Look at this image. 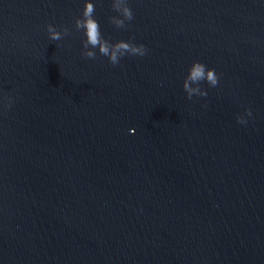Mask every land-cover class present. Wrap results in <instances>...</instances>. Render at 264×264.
I'll use <instances>...</instances> for the list:
<instances>
[{"label":"water","instance_id":"95a60500","mask_svg":"<svg viewBox=\"0 0 264 264\" xmlns=\"http://www.w3.org/2000/svg\"><path fill=\"white\" fill-rule=\"evenodd\" d=\"M128 5L103 38L146 54L96 50L0 209V264H264V0ZM194 61L218 84L188 99Z\"/></svg>","mask_w":264,"mask_h":264},{"label":"clouds","instance_id":"9594fccd","mask_svg":"<svg viewBox=\"0 0 264 264\" xmlns=\"http://www.w3.org/2000/svg\"><path fill=\"white\" fill-rule=\"evenodd\" d=\"M111 7L119 15L111 16L109 18L110 23L118 29L125 28L127 26L126 21L133 19V12L128 5V0H111ZM95 12L94 3L91 0H85L80 16L74 20L75 29L82 30L85 37L82 42V55L84 57L94 59L97 53L93 49H97L101 56L107 57L109 63L117 65L125 55L143 56L146 54V49L142 44L138 45L124 40L110 43L104 39L100 24L95 19ZM46 30L52 41L61 40L69 31L67 28L57 30L52 24L46 25ZM201 82H206L209 86L215 87L218 84V76L214 69L207 68L203 63L194 61L189 67L182 85L188 99H191L194 95H207L206 91L200 87ZM245 113L248 116L252 115L250 109H245ZM237 122L244 124L246 120L243 116L238 115ZM132 131L130 130V132Z\"/></svg>","mask_w":264,"mask_h":264}]
</instances>
